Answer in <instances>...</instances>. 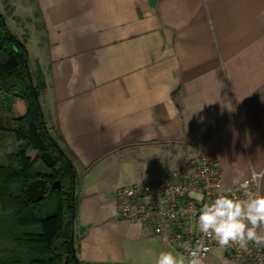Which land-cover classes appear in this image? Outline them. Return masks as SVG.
Instances as JSON below:
<instances>
[{
    "label": "crops",
    "instance_id": "crops-1",
    "mask_svg": "<svg viewBox=\"0 0 264 264\" xmlns=\"http://www.w3.org/2000/svg\"><path fill=\"white\" fill-rule=\"evenodd\" d=\"M0 13L42 76L44 122L78 180V264H156L161 252L184 262L117 217L115 191L189 155L218 165L225 188L237 169L264 170V0H0ZM8 101L0 165L16 151L20 102ZM212 260L235 264L220 249Z\"/></svg>",
    "mask_w": 264,
    "mask_h": 264
},
{
    "label": "trees",
    "instance_id": "trees-1",
    "mask_svg": "<svg viewBox=\"0 0 264 264\" xmlns=\"http://www.w3.org/2000/svg\"><path fill=\"white\" fill-rule=\"evenodd\" d=\"M36 75L30 72L25 45L0 13L1 107L9 113L8 99L20 102L11 129L16 151L0 165V264H78L71 243L75 174L44 122L38 98L45 85L41 74ZM28 150H36L37 159L31 160ZM42 152L55 160L51 168L43 164L45 171L36 166ZM37 178L45 180V193L31 202L25 189ZM57 181L59 188L52 186Z\"/></svg>",
    "mask_w": 264,
    "mask_h": 264
},
{
    "label": "built area",
    "instance_id": "built-area-1",
    "mask_svg": "<svg viewBox=\"0 0 264 264\" xmlns=\"http://www.w3.org/2000/svg\"><path fill=\"white\" fill-rule=\"evenodd\" d=\"M237 189L223 186L220 167L209 163L203 154L189 155L182 166L160 179L119 187L115 191L117 217L138 223L160 238L183 257V264H188L189 252L198 244L207 249L204 264L215 249L222 250L224 258L235 264H264V248L251 243L248 251L237 245L220 247L199 231L200 207L220 195L245 199ZM249 190L260 193V185H250Z\"/></svg>",
    "mask_w": 264,
    "mask_h": 264
},
{
    "label": "clouds",
    "instance_id": "clouds-1",
    "mask_svg": "<svg viewBox=\"0 0 264 264\" xmlns=\"http://www.w3.org/2000/svg\"><path fill=\"white\" fill-rule=\"evenodd\" d=\"M237 169V175L232 183L238 186L245 199H233L220 195L209 203H204L199 209L198 227L205 236L213 239L220 247L237 245L248 251L251 243L257 248H264V195L250 191V185L259 187L264 180V170H251L250 178ZM195 214V212L193 213ZM261 229V231H257ZM207 249L197 245L191 249V259L188 264H204L203 253ZM156 264H183L169 252H161Z\"/></svg>",
    "mask_w": 264,
    "mask_h": 264
},
{
    "label": "water",
    "instance_id": "water-1",
    "mask_svg": "<svg viewBox=\"0 0 264 264\" xmlns=\"http://www.w3.org/2000/svg\"><path fill=\"white\" fill-rule=\"evenodd\" d=\"M40 158L43 164L47 168H51L55 164V160L49 152H42L40 154ZM52 186L59 188L60 182L57 181ZM44 188H45V180L43 178H37L28 183L25 189V195L29 201L36 202L44 195L45 193ZM71 243H72V250L74 254L73 235L71 237Z\"/></svg>",
    "mask_w": 264,
    "mask_h": 264
},
{
    "label": "rangeland",
    "instance_id": "rangeland-1",
    "mask_svg": "<svg viewBox=\"0 0 264 264\" xmlns=\"http://www.w3.org/2000/svg\"><path fill=\"white\" fill-rule=\"evenodd\" d=\"M37 77V75H36V73H35V75H34V78H36ZM54 138H55V140L58 142V138L54 135V134H52V133H50ZM59 144V143H58ZM39 166H40V168H41V170H43V171H45V166L43 165V163L42 162H40L39 163ZM79 179V178H78ZM77 181L78 180H76V182H75V178H74V198H75V205H76V203H77V198H78V191L76 192V190H78V184H77ZM75 187H76V189H75ZM210 264H220L217 260H212L211 262H210Z\"/></svg>",
    "mask_w": 264,
    "mask_h": 264
}]
</instances>
